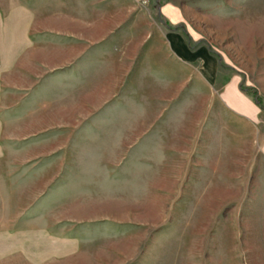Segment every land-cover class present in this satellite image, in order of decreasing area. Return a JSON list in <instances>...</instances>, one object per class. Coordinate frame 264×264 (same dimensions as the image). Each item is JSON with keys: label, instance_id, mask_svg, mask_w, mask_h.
<instances>
[{"label": "rangeland", "instance_id": "374dc122", "mask_svg": "<svg viewBox=\"0 0 264 264\" xmlns=\"http://www.w3.org/2000/svg\"><path fill=\"white\" fill-rule=\"evenodd\" d=\"M0 264H264V0H0Z\"/></svg>", "mask_w": 264, "mask_h": 264}, {"label": "crops", "instance_id": "0c3cea01", "mask_svg": "<svg viewBox=\"0 0 264 264\" xmlns=\"http://www.w3.org/2000/svg\"><path fill=\"white\" fill-rule=\"evenodd\" d=\"M20 13L22 12L13 10V12L11 11L8 15V18H12L13 20H16L20 17L17 21H13L16 27L13 29V33L9 34V40L13 41V44H11L10 48L14 51L23 47V43L26 41L25 39H27V30L30 22L28 14L25 13L23 16ZM21 23L24 24V30L22 29V25L20 27ZM166 40L168 49L174 58L184 62L197 61L199 68L201 69V75L206 80L212 79L214 75L215 59L205 45L201 44L195 47H190L183 36L180 33L174 31L167 34ZM9 55H16V53L10 52ZM235 97L237 99L227 98V102L229 105H231V107H233V109L246 114L253 112L251 105L245 97L240 94H236Z\"/></svg>", "mask_w": 264, "mask_h": 264}]
</instances>
